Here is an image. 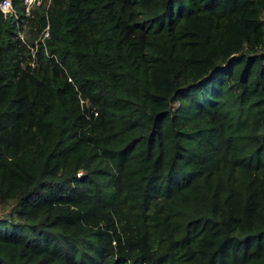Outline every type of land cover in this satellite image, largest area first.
<instances>
[{
  "label": "trees",
  "instance_id": "obj_1",
  "mask_svg": "<svg viewBox=\"0 0 264 264\" xmlns=\"http://www.w3.org/2000/svg\"><path fill=\"white\" fill-rule=\"evenodd\" d=\"M34 12L31 67L0 11V264H264V0Z\"/></svg>",
  "mask_w": 264,
  "mask_h": 264
},
{
  "label": "built area",
  "instance_id": "obj_2",
  "mask_svg": "<svg viewBox=\"0 0 264 264\" xmlns=\"http://www.w3.org/2000/svg\"><path fill=\"white\" fill-rule=\"evenodd\" d=\"M53 0H21L19 8L13 5L12 0H0V11L4 17L13 18L16 24V30L14 33L15 39H19L21 43L25 44L30 51V57L28 58V64L33 67L35 64L36 53L39 44H41L46 53V39L49 37V25L46 24L36 35L34 44H29L26 41V30L30 19L34 17L35 10L41 8L47 11ZM82 172H78L80 176Z\"/></svg>",
  "mask_w": 264,
  "mask_h": 264
},
{
  "label": "rangeland",
  "instance_id": "obj_3",
  "mask_svg": "<svg viewBox=\"0 0 264 264\" xmlns=\"http://www.w3.org/2000/svg\"><path fill=\"white\" fill-rule=\"evenodd\" d=\"M8 208L9 204L0 207V217L6 215Z\"/></svg>",
  "mask_w": 264,
  "mask_h": 264
},
{
  "label": "water",
  "instance_id": "obj_4",
  "mask_svg": "<svg viewBox=\"0 0 264 264\" xmlns=\"http://www.w3.org/2000/svg\"><path fill=\"white\" fill-rule=\"evenodd\" d=\"M88 107L90 108L91 107V104H89Z\"/></svg>",
  "mask_w": 264,
  "mask_h": 264
}]
</instances>
